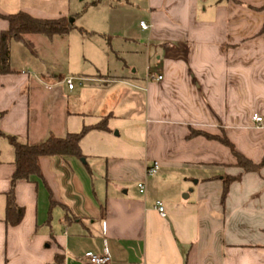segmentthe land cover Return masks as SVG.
Listing matches in <instances>:
<instances>
[{
    "label": "crops",
    "instance_id": "obj_1",
    "mask_svg": "<svg viewBox=\"0 0 264 264\" xmlns=\"http://www.w3.org/2000/svg\"><path fill=\"white\" fill-rule=\"evenodd\" d=\"M92 1L0 0V15L65 17L72 30L115 37L114 52L144 61L140 71L128 58L91 72H72L67 61L65 72L42 67L60 58L57 35L26 33L31 49L10 41L2 133L37 143L103 120L107 128L83 135L85 160L41 156L42 178L16 182L24 209L16 225L5 222L14 155L0 135V264H55L56 254L61 264H92L84 254L105 251L108 264H264V0ZM134 5L147 29L122 13ZM7 28L0 16V34ZM191 129L224 134L260 171L244 172L216 140L188 138ZM237 175L222 201V180Z\"/></svg>",
    "mask_w": 264,
    "mask_h": 264
},
{
    "label": "trees",
    "instance_id": "obj_2",
    "mask_svg": "<svg viewBox=\"0 0 264 264\" xmlns=\"http://www.w3.org/2000/svg\"><path fill=\"white\" fill-rule=\"evenodd\" d=\"M98 1L94 0L91 5ZM259 9H264V4ZM8 22V28L0 34V74L11 73L10 67V41L15 40L24 43L30 49V43L26 42L24 35L26 33L41 34L48 38L55 35L63 36L74 28L72 23H69L65 17L58 18H37L24 11H18L13 14L0 15ZM80 32H84L82 28H77ZM264 31V26L262 27ZM1 115V113H0ZM91 128L106 129L105 121H101L93 126H83L78 132H67L63 136L48 135L43 141L30 143L19 139L16 135L4 134L0 131V135H4L10 143L13 150L14 170L10 177V186L5 193V222L6 224H18L24 214L22 206L15 201V185L18 180L29 181L31 177L42 178V173L39 165L41 156H74L80 160H85L86 156L82 153L79 142L83 135ZM204 136L207 139H212L220 142L228 147L232 155L236 159L235 165L240 167L244 172H259L261 163L256 164L244 155L237 152L233 144L224 135L209 134L200 130L191 129L188 138L194 136ZM85 163V162H84ZM237 176L224 177L221 199L225 198L228 187L231 181L237 179ZM51 204L54 201L51 199ZM55 264L62 263V256L55 255Z\"/></svg>",
    "mask_w": 264,
    "mask_h": 264
},
{
    "label": "rangeland",
    "instance_id": "obj_3",
    "mask_svg": "<svg viewBox=\"0 0 264 264\" xmlns=\"http://www.w3.org/2000/svg\"><path fill=\"white\" fill-rule=\"evenodd\" d=\"M137 5H134L131 10H127L128 8H125L122 12L124 15H133L134 16V22L130 24L132 28H136L139 25V18L142 16V11L137 10ZM80 12L79 14H83L84 12ZM84 18H89L90 12H87L84 14ZM75 25H79V21H75ZM118 40H115V37H110L109 39H106L105 37H101L97 34H86V33H80L77 30H72L66 35L63 36H55L53 47L56 49V51L60 54V58L57 60H53L51 58L47 59L44 62H42V67L46 65L48 68H54L53 66L60 64L62 67L64 63L68 61L69 67L71 68L72 72H77L76 70H83L84 68L87 70V72H91V69L93 66H98L101 68V70H115L117 66L120 67V64L122 62V59H131L132 62L139 68L140 70H143V58L142 55L135 54L134 56L128 54H117L114 52V49L112 50L111 46L115 47V43ZM110 42V43H109ZM23 47V46H22ZM79 47L84 48L86 54L88 55L87 61L82 58L81 52H76V48ZM89 49V50H88ZM25 51H29V49H26ZM49 52V51H48ZM86 55V56H87ZM118 57H121L118 58ZM25 66V65H24ZM58 67V66H57ZM84 69V70H85ZM63 70L66 72V68L63 66ZM71 73V71H69ZM79 72V71H78ZM86 76H89L93 73H85Z\"/></svg>",
    "mask_w": 264,
    "mask_h": 264
},
{
    "label": "built area",
    "instance_id": "obj_4",
    "mask_svg": "<svg viewBox=\"0 0 264 264\" xmlns=\"http://www.w3.org/2000/svg\"><path fill=\"white\" fill-rule=\"evenodd\" d=\"M139 26L142 29H147L150 25L148 23H146L145 21H140L139 22ZM156 78L157 79H161V76L158 75ZM63 80L66 83V85H67L68 88H70V89L73 88V85H74V83H73L74 77H72V76H66V77H64ZM252 120L256 124H259L262 121V117L260 115L254 114L252 116ZM158 167H159L158 162L157 161H154L150 166H147L146 167L145 172H146L147 175H152V174H154V173L157 172ZM137 186H138V189H139L140 192H143L144 191V184L142 182H139ZM156 208H157L158 213L161 216H164L165 215L164 206H163V204L160 201H157L156 202ZM84 258H86L92 264H108L109 261H110V256H109V253L107 251H105L101 255L94 254L92 252H86L84 254Z\"/></svg>",
    "mask_w": 264,
    "mask_h": 264
}]
</instances>
